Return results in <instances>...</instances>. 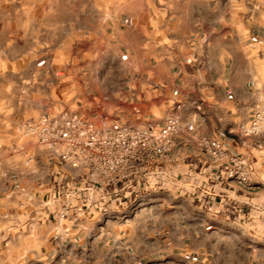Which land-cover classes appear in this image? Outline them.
I'll list each match as a JSON object with an SVG mask.
<instances>
[{
	"label": "crops",
	"instance_id": "obj_1",
	"mask_svg": "<svg viewBox=\"0 0 264 264\" xmlns=\"http://www.w3.org/2000/svg\"><path fill=\"white\" fill-rule=\"evenodd\" d=\"M112 57L116 89L93 76ZM260 95L264 0H0V264H264V134L240 130ZM135 108L185 123L167 164L179 180L143 197L145 214L96 213L64 233L22 205L52 190L45 158L39 176L13 153L21 121L67 110L103 123ZM202 139L246 156L253 188L208 183Z\"/></svg>",
	"mask_w": 264,
	"mask_h": 264
},
{
	"label": "built area",
	"instance_id": "obj_2",
	"mask_svg": "<svg viewBox=\"0 0 264 264\" xmlns=\"http://www.w3.org/2000/svg\"><path fill=\"white\" fill-rule=\"evenodd\" d=\"M258 101L251 119L240 127L245 138L264 134V95ZM114 115L100 123L90 116L58 110L21 121L13 153L27 156L25 166L34 167L33 173L39 176L41 156L45 158L49 169L39 181L52 190L42 200L23 190L27 196L22 205L40 206L44 219L68 233V223L96 213L128 222L134 205L150 191L177 182L178 176L167 164L174 162L171 154L176 140L185 132L182 116L170 113L157 123L139 108L134 109L136 119ZM200 148L213 167L208 183L232 182L244 191L253 188L252 166L246 156L215 139H202ZM8 175L0 159V176Z\"/></svg>",
	"mask_w": 264,
	"mask_h": 264
},
{
	"label": "rangeland",
	"instance_id": "obj_3",
	"mask_svg": "<svg viewBox=\"0 0 264 264\" xmlns=\"http://www.w3.org/2000/svg\"><path fill=\"white\" fill-rule=\"evenodd\" d=\"M98 60L100 61L101 59ZM95 61H97V59H95ZM100 67H101L100 70L97 73H94L93 76L104 87H108L110 89H116L123 84V79L119 77V70H121V65L118 64L115 57L110 58V60L108 62L106 61L105 64L103 65L100 64ZM98 95L102 97V99L104 98V101L106 100V102L108 103H116L118 101L117 96H115L112 92L101 93L99 91ZM141 203H143L142 200L138 201V203L134 205V209H132V213L130 212L131 218L128 220V222L145 214L143 212L144 207L142 206ZM212 231H216L215 228L212 227ZM61 259L62 257H59L57 259L58 263H61Z\"/></svg>",
	"mask_w": 264,
	"mask_h": 264
}]
</instances>
